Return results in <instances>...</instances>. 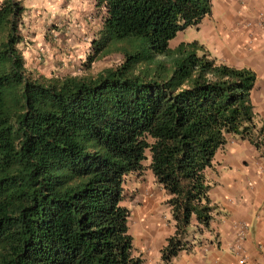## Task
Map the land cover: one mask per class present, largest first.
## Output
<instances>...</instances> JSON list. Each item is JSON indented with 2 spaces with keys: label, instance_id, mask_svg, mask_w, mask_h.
<instances>
[{
  "label": "trees",
  "instance_id": "1",
  "mask_svg": "<svg viewBox=\"0 0 264 264\" xmlns=\"http://www.w3.org/2000/svg\"><path fill=\"white\" fill-rule=\"evenodd\" d=\"M95 7L103 18L86 66L121 61L46 77L25 67L22 1H0V264H142L123 201L126 178L146 169L167 196L174 232L160 261L172 264L189 229L214 220L206 174L218 151L231 138L262 145L255 73L197 41L169 46L211 15L212 0Z\"/></svg>",
  "mask_w": 264,
  "mask_h": 264
},
{
  "label": "crops",
  "instance_id": "2",
  "mask_svg": "<svg viewBox=\"0 0 264 264\" xmlns=\"http://www.w3.org/2000/svg\"><path fill=\"white\" fill-rule=\"evenodd\" d=\"M21 1L25 7L20 25L25 47L21 49L26 68L30 64L36 68L38 51L47 50L49 45L42 42L44 39L52 44L56 41L62 50L74 48L73 59L82 51L75 35L85 32L84 25L63 28V35L60 30L46 33L48 28L40 24L26 29L28 5L26 0ZM204 23L207 27L203 37L192 41L202 45L218 62L255 73L251 98L257 127L263 129L264 135V0H212L211 15L194 29L200 31ZM33 29H38L35 37L30 36ZM35 43L45 45L38 50ZM231 139L241 152H225L223 147L221 162L213 167L216 177L210 182V198L218 207L209 229L214 232V239L198 246L193 242L191 251L183 250L174 258L177 264H264V138L259 149L247 141Z\"/></svg>",
  "mask_w": 264,
  "mask_h": 264
},
{
  "label": "rangeland",
  "instance_id": "3",
  "mask_svg": "<svg viewBox=\"0 0 264 264\" xmlns=\"http://www.w3.org/2000/svg\"><path fill=\"white\" fill-rule=\"evenodd\" d=\"M26 4L28 5L26 6V29L31 24H40L41 27L48 28L45 31L46 33L54 31L55 34L57 30H60L63 35L65 33L63 28L77 29L78 24L86 27L85 32H79V35H75L80 40L82 45L80 49L83 52L78 51L77 56L73 55L74 59L71 55L74 52V48L62 50L60 46L56 45V41L52 44L49 43V40L44 39L42 42L49 44L47 50L38 51L36 68L31 64L27 68L36 75H44L46 77L54 75H96L104 68L114 66L121 61V55L111 54L97 59L89 66H86L87 57L92 52L90 49V46L93 45L92 40L97 35L103 18V10L95 7V0L94 2L92 0H26ZM206 27V23H204L200 31L193 27L178 33L170 41V48L173 49L179 43L192 41V39L197 37L200 40ZM36 32H38V29L37 31H32L30 36L35 37L34 33ZM45 34L44 36H46ZM52 35L50 34V36ZM65 36L67 37V34ZM26 41L27 47L29 40ZM30 42L32 43L33 41ZM45 43H35V45L39 50L43 48L42 45H45ZM22 46L23 44L19 48L21 49ZM237 139L240 140L239 138ZM231 140L224 146L225 152L232 153L237 151L240 153L241 150L237 147L238 145ZM220 154H222V149L215 156L214 166L217 162H221ZM147 165L148 162L144 164V166ZM214 169L212 171L208 170L206 174L210 182H213L216 177V170ZM124 188L125 198L123 205L129 210V229L134 238L135 252L141 258L142 264H161L160 251L165 246L167 238L174 232V223L166 205L167 196L155 184L152 174L147 169L140 175L127 177ZM192 223L194 224L195 221H192ZM209 232L210 234L207 231L198 234L194 227H191L189 236L186 238L187 245L184 251H191L193 242L195 246H198L204 240H213L214 232L210 230ZM172 264H177L174 259Z\"/></svg>",
  "mask_w": 264,
  "mask_h": 264
}]
</instances>
